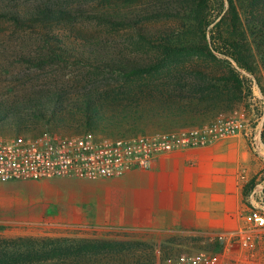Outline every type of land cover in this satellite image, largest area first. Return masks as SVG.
Segmentation results:
<instances>
[{"label":"trees","instance_id":"16d2710c","mask_svg":"<svg viewBox=\"0 0 264 264\" xmlns=\"http://www.w3.org/2000/svg\"><path fill=\"white\" fill-rule=\"evenodd\" d=\"M83 1L85 6L89 0H81L80 6ZM90 1L93 5L86 4L75 11L61 4L36 9L35 14L61 23L81 18L124 24L137 13L135 4L139 2ZM158 5V15L173 14L179 24L177 31L158 32V57L152 63H142L97 37L72 34L70 29L69 35L46 37L51 49L43 61L73 62L125 79L127 86L119 91L85 90L75 97L60 88L34 91L9 105H0V128L9 125L16 135L37 136L49 130L55 132L70 121L78 123L75 129L79 131L119 136L137 133L145 122L152 121L162 130H170L203 124L221 112L233 110L249 99L254 82L262 88L264 0H171ZM5 15L16 22L23 19L20 14ZM146 75L161 82L154 87L146 83L133 87L136 77L146 79ZM253 188L249 181L243 189L244 197ZM29 241L35 248L36 240ZM130 241L116 243L121 244L119 253L127 244L132 245ZM103 243L82 240L80 247L64 244L39 255H33L29 246L26 252L4 254L0 262L36 264L34 260L54 255L51 257L59 256L58 260L38 264H130L120 258L123 254L112 258L115 260H99L102 255L98 253L89 258L88 252L99 251ZM215 244L218 249L219 244ZM136 261L135 264L142 263L140 259Z\"/></svg>","mask_w":264,"mask_h":264},{"label":"rangeland","instance_id":"374dc122","mask_svg":"<svg viewBox=\"0 0 264 264\" xmlns=\"http://www.w3.org/2000/svg\"><path fill=\"white\" fill-rule=\"evenodd\" d=\"M68 1H71L68 4ZM79 1V0H78ZM97 1V0H95ZM135 5L137 13L132 15V20L124 24H103L92 20L75 19L72 22H62L61 20L45 18L42 15H36V9H44L46 7H54L61 4H67L68 9L75 11L80 6L81 0H0V105H9L11 102L23 98L25 95L34 91H47L56 88L64 90L68 95L75 97L83 91H119L127 86L125 79L116 78L103 71H95L87 67L78 65L73 62H50L43 61L44 56L50 52L51 47L46 43L47 36L69 35V29L72 34L85 37H97L112 48H116L123 53L141 60L142 63H152L158 57V32L177 31L179 19L173 14L158 15L155 7L158 4L166 5L171 0H138ZM76 2V3H75ZM165 2V3H164ZM87 5H93L92 1H88ZM86 4L84 7H86ZM70 5V6H69ZM159 6V5H158ZM52 9V8H51ZM75 9V10H74ZM81 9V8H80ZM78 12V11H76ZM20 14L22 21L16 22L5 14ZM137 16V17H135ZM251 77V76H250ZM146 79L136 77L134 86L137 87L141 83L151 84L152 87L161 82V79H154L145 76ZM152 78V79H150ZM252 78V77H251ZM262 88L253 83V93L249 99L238 104L233 110L221 112L214 116H237L242 122L243 134H245L252 152L264 156V76L262 77ZM127 88V87H126ZM20 98V99H21ZM212 118V119H213ZM211 119V120H212ZM68 122V121H67ZM66 122V123H67ZM67 125H60V129L55 132L51 130L44 133H53L57 135H83L91 133L96 138L115 139L123 136H132L140 133H152L162 130L157 127V123L148 121L143 124L141 131L129 135L108 136L96 135L91 131H79L75 129L78 123L70 122ZM63 124V123H62ZM70 126V127H69ZM69 127V128H68ZM67 128V129H66ZM177 129V128H174ZM43 133V134H44ZM0 134L3 137H11L16 135L14 129L0 128ZM34 133H30L32 136ZM35 183L28 188H17L32 198L33 192L40 195V206L42 209L47 206L48 200H53L51 208L43 214L41 224L36 227L14 222L11 224L1 223L0 221V259L4 254L17 251L18 253L26 252L31 246L33 255L43 254L46 249L52 247H64V244L80 247L82 240H88L91 244L103 241L99 251H89V258L98 253L99 260H111L113 257L119 258L118 254H123L120 258H124L125 263L135 264L140 259L141 264H167L175 261L184 249L177 246L166 247L164 250L154 251L152 246L147 242L130 241L129 232H121L114 230L91 229L82 226H72L50 221V215L54 219L55 215H61L63 218L69 209V202L72 196V190H86L87 184H94L95 189H106L104 183H98L99 180L111 181L110 178H99L96 180H88L74 177H43L34 178ZM14 181H0L1 196L5 197L10 194L5 186ZM66 181L75 182L73 186ZM249 181L254 184L253 190H260L261 184L264 183V168L259 172L253 173ZM251 194V193H250ZM247 201V198H245ZM59 202V203H58ZM26 205L19 203L13 212L21 213L25 210ZM45 210V209H44ZM43 210V212H44ZM36 240V246L33 248L32 242ZM67 240V243L64 242ZM129 241L131 246L127 244L125 250L120 251L121 242ZM158 247V246H157ZM160 247V246H159ZM158 247V248H159ZM162 247V246H161ZM216 245L205 250H215ZM200 250V248H198ZM116 253V254H114ZM73 255V254H72ZM34 260L36 264L41 261H55L59 256ZM74 257V256H71ZM26 261L24 264H28ZM0 264H5L0 262Z\"/></svg>","mask_w":264,"mask_h":264},{"label":"crops","instance_id":"0c3cea01","mask_svg":"<svg viewBox=\"0 0 264 264\" xmlns=\"http://www.w3.org/2000/svg\"><path fill=\"white\" fill-rule=\"evenodd\" d=\"M262 168L264 156L252 152L245 134L176 149L158 155L150 169L134 168L111 181L99 180L106 189H95L94 184L81 191L76 187L67 214L61 220L59 214L57 219L50 215V221L87 230L129 232L130 240L147 242L154 251L171 245L186 252L205 250L216 245L213 240L218 234L240 228L250 208L264 211L256 188L248 197L243 194L250 177ZM35 181L3 185L11 192L5 197L0 184L1 223L20 222L33 228L41 224L53 200L42 209L38 193L30 199L18 191ZM19 203L26 205L25 210L13 212Z\"/></svg>","mask_w":264,"mask_h":264},{"label":"built area","instance_id":"2783aa9c","mask_svg":"<svg viewBox=\"0 0 264 264\" xmlns=\"http://www.w3.org/2000/svg\"><path fill=\"white\" fill-rule=\"evenodd\" d=\"M238 134H243L242 122L234 115L115 139L96 138L91 133L11 137L0 134V181L64 176L116 178L134 168L150 169L160 154ZM254 193L264 204V186ZM213 242L219 244L218 249L182 252L167 264H264V211L250 208L240 228L218 234Z\"/></svg>","mask_w":264,"mask_h":264}]
</instances>
